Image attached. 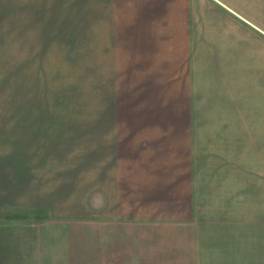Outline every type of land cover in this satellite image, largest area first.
I'll return each instance as SVG.
<instances>
[{"label":"crops","instance_id":"0c3cea01","mask_svg":"<svg viewBox=\"0 0 264 264\" xmlns=\"http://www.w3.org/2000/svg\"><path fill=\"white\" fill-rule=\"evenodd\" d=\"M260 1L0 0V264H197L193 86L217 77L264 110V61L244 53L264 54ZM74 82L113 84L114 105L69 144ZM125 84H188L186 122L156 90L130 110ZM260 160L237 190H264Z\"/></svg>","mask_w":264,"mask_h":264},{"label":"rangeland","instance_id":"374dc122","mask_svg":"<svg viewBox=\"0 0 264 264\" xmlns=\"http://www.w3.org/2000/svg\"><path fill=\"white\" fill-rule=\"evenodd\" d=\"M256 9L255 15L247 17L262 30V35L255 33V37L264 44V0ZM244 53L245 57H253L248 60L252 67L264 61L262 52ZM215 79L197 81L193 86L197 111L193 145L197 264H264V190H245L251 184L248 174L254 165L252 160L264 161V134L259 129L264 110L255 106L257 96L245 92L237 100L235 84ZM248 84L244 83L245 87ZM163 85L162 93L161 84H141L139 90L137 84H125L124 105L136 111L151 101L149 98L156 90L162 95L164 106L180 108L178 122H186L184 97L189 85ZM110 92L113 84H67L69 144L75 139L72 134L78 132L76 128L85 129V124L92 122L93 106L114 105V98H108ZM128 117L147 123L173 122L176 118L154 114Z\"/></svg>","mask_w":264,"mask_h":264}]
</instances>
